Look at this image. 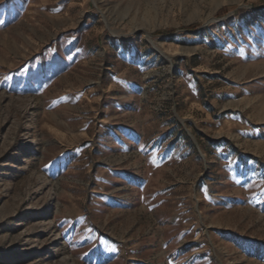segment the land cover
I'll use <instances>...</instances> for the list:
<instances>
[{
	"label": "rangeland",
	"instance_id": "rangeland-1",
	"mask_svg": "<svg viewBox=\"0 0 264 264\" xmlns=\"http://www.w3.org/2000/svg\"><path fill=\"white\" fill-rule=\"evenodd\" d=\"M0 264H264V0H0Z\"/></svg>",
	"mask_w": 264,
	"mask_h": 264
},
{
	"label": "trees",
	"instance_id": "trees-1",
	"mask_svg": "<svg viewBox=\"0 0 264 264\" xmlns=\"http://www.w3.org/2000/svg\"><path fill=\"white\" fill-rule=\"evenodd\" d=\"M192 26H189V27H187V28H191ZM187 30V32H190V29H186Z\"/></svg>",
	"mask_w": 264,
	"mask_h": 264
}]
</instances>
